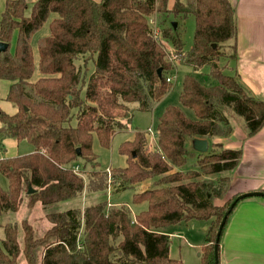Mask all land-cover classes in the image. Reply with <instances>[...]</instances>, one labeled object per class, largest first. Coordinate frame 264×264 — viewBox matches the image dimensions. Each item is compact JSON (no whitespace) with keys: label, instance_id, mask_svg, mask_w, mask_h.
<instances>
[{"label":"trees","instance_id":"obj_1","mask_svg":"<svg viewBox=\"0 0 264 264\" xmlns=\"http://www.w3.org/2000/svg\"><path fill=\"white\" fill-rule=\"evenodd\" d=\"M167 1L37 0L29 14L25 0L5 3L0 42L7 49L0 53V80L10 83L6 101L17 111L0 112V151L2 140L11 138L27 141L33 152L0 159V174L8 182L7 190L0 189V216L17 212L22 201L29 209L40 203L48 211L50 228L35 238L23 220L20 243L18 225L6 223L0 264H18L20 257L25 264H182L169 257L170 238L160 230L192 221L209 222L200 256L201 264H214L219 223L238 195L222 206L214 200L224 198L229 189V172L240 161L241 150L207 141L208 151L198 153L190 141L231 133L230 127L225 135L219 134L220 125H229L222 108L242 119L247 136L256 134L264 125V101L248 94L233 74L218 69L217 58L226 56L224 49L236 38L231 3L175 0L168 9ZM51 14L56 17L49 22V34L37 41L42 77L30 82L35 71L32 37ZM153 14L163 16L156 40L148 22ZM189 16L195 25L192 47L185 52L177 29L169 22L162 25L168 18ZM14 33L16 45L10 52ZM172 56L194 70L208 67V73L201 81L183 77L180 107L164 109L151 149L146 133L135 131L133 139L119 147L125 166L109 174L98 170L93 136L102 148H109L115 133L128 130L131 104L146 111L164 97L171 87L166 76L173 69ZM183 109L191 110L195 118L187 117ZM214 146L219 152H213ZM190 157H196L195 168L184 170ZM201 175L216 176L219 185L198 181ZM146 180H154L155 187L132 195V203L147 205L134 217L127 207L108 202L82 211H55L58 204L81 197L84 191L117 193Z\"/></svg>","mask_w":264,"mask_h":264},{"label":"rangeland","instance_id":"obj_2","mask_svg":"<svg viewBox=\"0 0 264 264\" xmlns=\"http://www.w3.org/2000/svg\"><path fill=\"white\" fill-rule=\"evenodd\" d=\"M182 1L185 2V0H182ZM30 8H31V5H29V7L26 10L27 14H29ZM54 17L56 16L51 14L48 20L46 21V23L43 25V27L39 31H37L32 37L31 46H32V51H33V56H34L35 71H34L32 78L30 79V82H35L40 77H42L37 69V64H38L37 41L40 38L45 37L49 34V22ZM162 17H163L162 15L153 14L148 18L149 25L154 30L155 40L160 38L157 32L161 28L160 22L162 20ZM168 22L170 23L171 26L173 22L176 23L177 32L179 33V36L183 42V50L185 52L189 51L192 47V42H193L194 25H195L194 17L189 16L187 19L182 20L181 22H179V18L173 17V19L171 20L170 19H168V21L165 20V23L162 26L166 27L168 25ZM15 45H16V33L13 34L12 39H11V44H10V49H9L10 52H14ZM165 47L168 52L172 53V48L170 45L165 44ZM224 50L226 52L225 54L226 56H223L220 59L217 58V61H216L217 66H218V69L221 70L224 74L231 75L233 74L231 71V68H232V55L230 52L231 50L230 49L228 50L224 49ZM181 59L182 58L180 57L176 58L174 56L170 58L173 69L171 72L167 74L166 79L168 77H173L174 79H172V82L171 81L168 82L166 80L167 83L171 84L169 91L166 92L164 97L158 103L154 104L151 108H149L146 111L139 110L138 105L135 103L131 104L130 107H131L132 116L130 119L129 128L126 131L115 133L111 139L109 148L107 149L102 148L98 144L96 136L95 135L93 136L92 147H93L94 153L97 155V162H98L97 169L98 170L100 171L110 170L111 171L113 170V168L125 166V158L119 153V147L122 143L126 141H131L133 139L135 131L145 132L149 146H150L149 148L151 149L154 146L155 136H156L155 130H156L157 122H158L159 117L163 113L164 109L168 106L180 107V104L178 102V97L181 91L183 77L186 75H192L194 78L201 81L203 77L202 75L208 73V67H203L199 70H194L191 66L184 65ZM79 64L82 65L83 60H79ZM90 64L87 70L88 74L92 69V66H90ZM1 82H5V81H1ZM3 96L4 95L0 92L1 107L4 110L10 109V108L14 109L12 104L8 103V101H5V100L1 101ZM183 111L185 112L186 116L189 117L190 119L195 118L191 110L183 109ZM222 111H223L222 113L224 114V116L228 119L229 125L228 126L220 125L219 134L223 136L227 132H229L230 127L232 128L234 126V123H233L234 120L236 124L242 125L244 127V122L242 121V119L236 116L233 112H231L230 109L222 108ZM0 112H3V111L0 109ZM3 113H6V112H3ZM205 140H207L208 142L212 144L213 143L215 144V142H213V138H205ZM212 149H214L213 152L215 153L219 152V148L215 146L212 147ZM8 150L12 153H17L19 156H21V155H28L32 153L33 147L27 141H20L18 142V144L9 146ZM195 162H196V157L188 158L184 170L195 168L194 167ZM197 179L198 181H203V182L211 180L215 182V186L219 185L218 184L219 180L218 178H216V176L210 177V176L201 175ZM230 183L231 181L229 182V185H228L229 187H230ZM154 187H155L154 180H146L144 182H141L135 185L131 189L122 190L117 193L107 191L104 193H97V194L89 195V194H86L87 192L84 191L81 197L68 200L66 202L58 204L55 208V211L61 212V211H64L67 209H73V208H78L82 211L83 208L87 206L95 205L100 202H108L109 204H119V206L123 205L127 207V209L129 210L130 216L134 217L136 214L140 213L141 211H144L147 205L146 203H141V204L132 203V195L134 193H139L144 190L152 189ZM7 188H8V182L6 178L0 174V189L7 190ZM230 193L231 192L228 189L224 195V198L214 200L215 204L222 206L226 201L232 198ZM25 202L26 201H22L19 207V210L17 212L15 213L7 212L0 216V247H1V240L4 237L3 226L6 223H16L18 225V230H19L18 239L20 243L22 242L21 241L22 240V230L19 225L21 221L26 220L28 222V224L33 229V236L35 238L42 237L45 234V232L50 228V224L46 220V216H45V214L48 211L45 210L40 203H36L32 208L29 209L26 206ZM193 222L194 221L188 222V223H181L176 226L162 229V231L160 230V232H165L166 234H169L171 232H174L175 234L170 238V243H169L170 254H171V256L169 257L171 259L179 260L180 253L186 254L187 256L191 257L193 260L197 259L196 254H199L201 252V248L199 247L197 251L195 252L194 250L189 249L185 245L186 244L185 242L189 244L200 242L201 239L205 238V232L202 231V229L200 228L199 221H195L194 223ZM80 232H81V235L79 236V239H78L79 245H81V241L83 238V226ZM40 257H41V251L39 250L38 260L40 259ZM199 261L201 264V256L199 257ZM18 264H25L22 257L19 258Z\"/></svg>","mask_w":264,"mask_h":264},{"label":"crops","instance_id":"obj_3","mask_svg":"<svg viewBox=\"0 0 264 264\" xmlns=\"http://www.w3.org/2000/svg\"><path fill=\"white\" fill-rule=\"evenodd\" d=\"M7 1L0 0V15ZM25 1L29 6L37 0ZM174 1H167L168 9L172 8ZM228 1L234 9L236 25V38L227 44L229 49L232 46L231 71L248 94L264 101V0ZM181 21L179 19V22ZM1 81L4 80H0V92L4 95L1 101H6L10 83ZM13 108L4 110L0 105V109L8 115L17 111L14 106ZM233 123L230 135L213 139V142L222 144L224 148L241 150L240 161L234 170L229 172L230 194L233 197L249 192H264V125L256 134L247 136L242 125L236 124L235 120ZM1 143L4 149L0 151V159L19 156L8 150L9 146L18 144V141L6 138ZM109 205L119 206V204ZM199 223L202 231L206 232L209 222L199 221ZM171 233L167 234L169 238L175 235L174 232ZM203 241L204 238L200 242L189 244L184 240L185 245L195 252ZM169 256H171L170 247ZM196 256L197 259L193 260L186 254L180 253L178 261L182 264H200V253ZM219 264H264L263 198H245L235 205L220 237Z\"/></svg>","mask_w":264,"mask_h":264},{"label":"water","instance_id":"obj_4","mask_svg":"<svg viewBox=\"0 0 264 264\" xmlns=\"http://www.w3.org/2000/svg\"><path fill=\"white\" fill-rule=\"evenodd\" d=\"M172 26L175 29L176 23L173 22ZM6 49H7V44L0 42V53L4 52ZM160 71L161 70L159 69L158 74L160 73ZM191 148L198 153H206L208 150L207 140L199 139V138L193 139L191 141ZM77 152H79V151H77ZM29 191H31V190H29ZM250 197H260V198L264 199V192H249V193H244V194L238 195L234 199V201L230 204V206L227 208L225 214L223 215V217L219 223V226H218V229L216 232L215 242H214V264H219V241H220V237L222 234V230L224 228V225H225L230 213L232 212L233 208L235 207V205L239 201H241L245 198H250Z\"/></svg>","mask_w":264,"mask_h":264},{"label":"built area","instance_id":"obj_5","mask_svg":"<svg viewBox=\"0 0 264 264\" xmlns=\"http://www.w3.org/2000/svg\"><path fill=\"white\" fill-rule=\"evenodd\" d=\"M172 79H174V78H173V77H168L166 80H167L168 82H170V81L172 82ZM78 169H79L78 166H75V167L73 168L74 171H78ZM107 173L109 174V170H107Z\"/></svg>","mask_w":264,"mask_h":264}]
</instances>
